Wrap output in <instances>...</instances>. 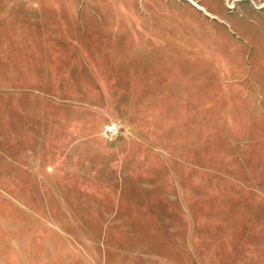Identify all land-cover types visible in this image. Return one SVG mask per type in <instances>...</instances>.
I'll list each match as a JSON object with an SVG mask.
<instances>
[{
  "label": "rangeland",
  "instance_id": "rangeland-1",
  "mask_svg": "<svg viewBox=\"0 0 264 264\" xmlns=\"http://www.w3.org/2000/svg\"><path fill=\"white\" fill-rule=\"evenodd\" d=\"M206 2L0 0V264H264V0Z\"/></svg>",
  "mask_w": 264,
  "mask_h": 264
},
{
  "label": "crops",
  "instance_id": "crops-1",
  "mask_svg": "<svg viewBox=\"0 0 264 264\" xmlns=\"http://www.w3.org/2000/svg\"><path fill=\"white\" fill-rule=\"evenodd\" d=\"M195 1H199V3H201L202 5H204V6L206 7V9H204V10H206V11H207L208 13H210L211 15H214V16H216V17H218V18H221V19L225 20L226 22H228V21H227L222 15H219L218 12H216V11H214L213 9L210 8V7H209V4L206 2V0H195ZM220 1H221L222 5H223V0H220ZM253 1H254V0H253ZM238 4H239V3H238ZM238 4H237V5H238ZM251 9L254 10L253 5H252ZM233 19H234V21H235L236 23H238L236 17H233ZM228 23H229V22H228Z\"/></svg>",
  "mask_w": 264,
  "mask_h": 264
},
{
  "label": "built area",
  "instance_id": "built-area-1",
  "mask_svg": "<svg viewBox=\"0 0 264 264\" xmlns=\"http://www.w3.org/2000/svg\"><path fill=\"white\" fill-rule=\"evenodd\" d=\"M115 125L114 124H111V125H109V127L107 128V132L108 133H110V134H112V133H114L115 132Z\"/></svg>",
  "mask_w": 264,
  "mask_h": 264
},
{
  "label": "bare ground",
  "instance_id": "bare-ground-1",
  "mask_svg": "<svg viewBox=\"0 0 264 264\" xmlns=\"http://www.w3.org/2000/svg\"><path fill=\"white\" fill-rule=\"evenodd\" d=\"M262 3H264V2H262ZM198 7L202 8V6H200V5H198ZM202 9H205V8L203 7Z\"/></svg>",
  "mask_w": 264,
  "mask_h": 264
}]
</instances>
